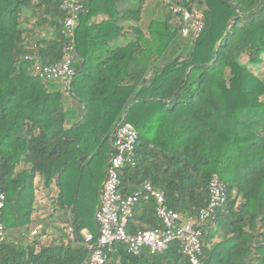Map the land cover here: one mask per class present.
<instances>
[{"label":"trees","instance_id":"trees-1","mask_svg":"<svg viewBox=\"0 0 264 264\" xmlns=\"http://www.w3.org/2000/svg\"><path fill=\"white\" fill-rule=\"evenodd\" d=\"M61 1L0 0L2 221L6 232L18 234L6 235L0 264L84 262L82 229L98 234L93 213L121 119L137 139L134 164L121 167L118 191L128 195L149 181L171 209L195 217L216 173L226 201L214 214V228L203 234L220 235L210 244L202 240L203 263L264 264V78L239 60L245 55L253 66L264 60V0H197L204 24L192 39L169 22L165 0L162 16L146 26L141 19L148 0H84L67 88L84 111L68 127L62 92L49 90L22 58L32 43L42 64L61 57ZM128 34L124 44L113 43ZM36 174L46 187L55 181L56 205L69 210L74 241L63 228L59 240L38 251L37 240L28 241ZM154 209L152 198H139L126 230L157 226ZM105 264L189 262L176 241L138 255L114 242Z\"/></svg>","mask_w":264,"mask_h":264},{"label":"built area","instance_id":"built-area-1","mask_svg":"<svg viewBox=\"0 0 264 264\" xmlns=\"http://www.w3.org/2000/svg\"><path fill=\"white\" fill-rule=\"evenodd\" d=\"M170 14L169 22L179 29L181 36L195 38L203 29V6L197 0H165ZM66 16L62 20L61 34L63 46L61 57L53 64H42L38 57V45L31 44V50L22 58L31 62V71L45 81L64 80L66 87L73 75L72 63L76 58L74 35L79 17L84 9V0H62L60 3ZM137 139L135 128L124 119L118 122L113 132L111 145L113 152L108 158L104 178L98 195V204L93 218L97 225V236L90 231H82L81 245L87 248V256L82 264H105L107 254L114 242H122L127 250L135 255L142 249L150 253L163 251L170 242L179 244L180 252L186 256L189 264H204L202 255L203 234L214 228L212 219L218 208L226 201L224 183L213 173L208 181V201L201 207L195 217H186L171 209L166 203L164 194L149 181L142 188L128 195L118 191L119 173L126 163L134 164V150ZM155 201L154 214L158 220L153 228L138 229L128 232L126 224L131 218L133 207L139 198ZM5 206V194L0 191V245L6 239L2 221V210ZM36 230L32 231L34 234ZM67 237L74 241L76 233L69 220L64 226Z\"/></svg>","mask_w":264,"mask_h":264},{"label":"crops","instance_id":"crops-1","mask_svg":"<svg viewBox=\"0 0 264 264\" xmlns=\"http://www.w3.org/2000/svg\"><path fill=\"white\" fill-rule=\"evenodd\" d=\"M145 6V5H144ZM144 8V7H143ZM123 36V35H121ZM116 38L113 43L117 45H122L125 42L120 41V37ZM47 87L49 90L53 91H61L63 94V109L65 111V121L64 126L68 127L72 123L79 121L82 117V113L84 111V105L75 100L67 90L64 80H51L46 81ZM113 133V132H112ZM24 165H19V169L23 168ZM58 189L56 187L55 181H53L49 187H46L43 182V178L40 174H36L35 176V199L33 203V213H32V222L27 231V239L31 241L36 239L37 242L34 245V250L38 251L41 245L49 244L53 240L60 239V230L67 223L66 217H69V210L67 208H60L56 205V197H57ZM57 214V216H56ZM56 216V217H55ZM36 230L34 234L32 231ZM86 230V229H82ZM65 233V232H64ZM208 238H203L208 240L210 244L212 241L217 240L220 236L219 233H215L214 238H210L208 232L206 233ZM8 238L11 236H18V234L14 231V233L9 234L6 232ZM206 235V236H207ZM66 238L67 235L65 234ZM70 240V239H69ZM25 244V242H24Z\"/></svg>","mask_w":264,"mask_h":264},{"label":"rangeland","instance_id":"rangeland-1","mask_svg":"<svg viewBox=\"0 0 264 264\" xmlns=\"http://www.w3.org/2000/svg\"><path fill=\"white\" fill-rule=\"evenodd\" d=\"M131 1H134V0H131ZM153 16L156 18H160L162 16V8L160 6V0H148L145 3V6L143 8V13H142V19H141L142 24L146 26L149 19H151ZM131 38H132L131 34L123 35L120 37V41L125 42V41L130 40ZM189 38L192 39V37H189ZM239 60L241 63H244L247 67H249L254 73H256V74H258L264 78V60L259 66H253V65L249 64L247 62V58L245 55H241L239 57ZM58 80H60V79H58ZM56 216H57V214H56Z\"/></svg>","mask_w":264,"mask_h":264},{"label":"water","instance_id":"water-1","mask_svg":"<svg viewBox=\"0 0 264 264\" xmlns=\"http://www.w3.org/2000/svg\"><path fill=\"white\" fill-rule=\"evenodd\" d=\"M111 136H113V133L111 134ZM112 141V140H111ZM111 141H110V144H111Z\"/></svg>","mask_w":264,"mask_h":264}]
</instances>
